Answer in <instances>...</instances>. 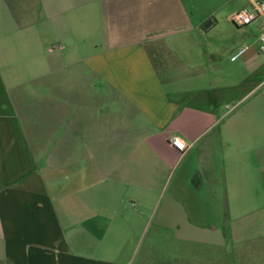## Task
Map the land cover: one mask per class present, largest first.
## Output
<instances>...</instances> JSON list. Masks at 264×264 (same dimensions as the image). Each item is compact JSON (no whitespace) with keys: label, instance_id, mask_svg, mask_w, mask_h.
Wrapping results in <instances>:
<instances>
[{"label":"crops","instance_id":"1","mask_svg":"<svg viewBox=\"0 0 264 264\" xmlns=\"http://www.w3.org/2000/svg\"><path fill=\"white\" fill-rule=\"evenodd\" d=\"M211 24L186 0H0V264H264V106L223 118Z\"/></svg>","mask_w":264,"mask_h":264},{"label":"rangeland","instance_id":"2","mask_svg":"<svg viewBox=\"0 0 264 264\" xmlns=\"http://www.w3.org/2000/svg\"><path fill=\"white\" fill-rule=\"evenodd\" d=\"M240 1L186 0L192 23L212 21L200 35L208 64L202 82L206 84L208 80L215 79L220 85L213 90V96L216 102H221L220 110L225 112L223 118L247 109L255 111L261 104L264 106V50L259 48L255 33L261 18L246 24L235 22L232 17L240 9ZM245 45L248 47L246 52L231 61L230 55ZM226 78H233L231 81L236 85L221 86ZM202 104L210 103L203 101Z\"/></svg>","mask_w":264,"mask_h":264},{"label":"built area","instance_id":"3","mask_svg":"<svg viewBox=\"0 0 264 264\" xmlns=\"http://www.w3.org/2000/svg\"><path fill=\"white\" fill-rule=\"evenodd\" d=\"M247 2V5L237 10L232 18L235 22L246 24L257 17H260L261 29L259 33V48L264 50V0H247ZM246 48L247 45L240 47L236 53L231 55V58H235L244 52ZM170 142L180 151H186L189 147L179 134L171 135Z\"/></svg>","mask_w":264,"mask_h":264},{"label":"water","instance_id":"4","mask_svg":"<svg viewBox=\"0 0 264 264\" xmlns=\"http://www.w3.org/2000/svg\"><path fill=\"white\" fill-rule=\"evenodd\" d=\"M208 24H209V21H208V22H205V23H204V26H206V27H207V26H208Z\"/></svg>","mask_w":264,"mask_h":264}]
</instances>
